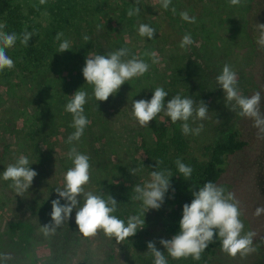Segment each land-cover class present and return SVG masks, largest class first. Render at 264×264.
Segmentation results:
<instances>
[{"label": "rangeland", "instance_id": "374dc122", "mask_svg": "<svg viewBox=\"0 0 264 264\" xmlns=\"http://www.w3.org/2000/svg\"><path fill=\"white\" fill-rule=\"evenodd\" d=\"M13 1L21 3L25 12H28L32 6L35 7V13L28 14L33 18V24H36V28L39 29L40 38L52 43L56 51L64 40L70 42V49L63 53L57 52L59 55H56L55 63L50 66L51 74L47 78L51 79L50 89L53 92L57 91L54 87L58 85L65 88L71 84L75 85L77 81L86 83L80 74L77 79L72 76L73 73L69 71L66 58L73 60L72 71L78 73L79 53L83 50V46L89 45L88 55H106L119 50V32L128 43L126 48L128 55L125 59L136 57L150 65L148 72L143 76L134 77L121 85L119 91L113 94L115 96H110L107 101L96 100L101 110L96 112L98 119L94 117L90 119L95 122L92 126L94 133H104L106 139L104 156L107 160L102 157L99 164L116 165L119 169L117 177H112L107 171L105 178L112 179V182L119 187L123 186L132 192L135 202L131 204L129 215H135L134 211L145 214V222H148V236H151L152 240L150 237H137L135 243L127 238L117 242L114 237L105 235L101 229L95 236L83 235L77 238L79 242L87 239L88 243H76L81 244L82 248L70 254L71 259H68L70 260L68 264H140L139 260L144 261L149 255L154 260L151 251L147 249L149 241H155L157 249L164 252L166 258H171L167 250L159 243L160 239L165 238L160 237L154 240L155 237H159L161 208L166 209V207L162 204L158 210H147L142 201L135 199L137 194L131 187L132 184L143 187L151 180V176L144 172L136 171V175L130 172L132 170L130 168L131 140L136 139L142 132L140 124L133 115V100H150L157 87H163L169 93L165 98V105L175 95L190 97L196 104L203 101L207 105L209 112L206 119L192 118L188 121L192 128L203 124V130L199 135H186L190 140L191 154L201 157L199 147L203 144L210 143L234 128L242 130V136L249 144L243 151L232 157V168L224 175L218 186H223L226 194L231 192L235 195L242 213L240 219L244 224L243 232L255 233L254 247L259 246L260 243L264 244V214L259 217L254 215L257 207H264V134H258L253 119L239 115V108L235 111L230 110L232 104L226 100V94L216 80V77L222 73L223 66L230 65L237 73L241 94L250 97L259 92L261 111L264 112V89L259 76L262 60L256 54L245 27L249 0H241L239 5H232L230 0H197L198 12L188 8V0H171L167 10L161 6V0H76L74 1L75 16H66L63 21L60 20L61 16L53 12V10L57 11L56 2H63V0H46L44 4H41L40 0ZM137 7L139 14L129 17L127 15L129 9ZM50 8L53 9L50 10ZM173 8L175 12L172 11ZM183 12H187L190 17H195V23L183 20L181 18ZM142 21L143 24L145 21L148 22L149 26L156 30L153 39L139 35L138 29ZM58 33L63 34L59 40L56 39ZM185 34H191L194 43L182 48L181 40ZM84 36L90 39L85 41ZM150 53L156 54L158 62L153 63ZM6 70L12 72V78L11 84L4 90L0 89V150H5L8 162L9 158L23 155L19 153L21 142L19 135L22 134L21 129L26 125L22 110L32 111V107L26 105L24 108L25 100L18 95L23 93L22 89L30 87L32 83L21 80L16 68L15 70L6 68ZM71 79L74 80L70 82ZM143 83H146V86L139 88L138 84ZM69 88L71 87L67 89ZM57 89L61 88L58 86ZM49 90L47 91L49 96L43 101L44 105H47L49 100L59 101L67 97V103L71 100L69 92L62 97L59 95L51 97ZM87 94V96L94 95L93 92H87ZM11 95L16 97L12 98V101L20 102L22 106H10ZM87 111L89 113V110ZM69 114L67 121L64 120L66 116L57 120L60 131L72 127L73 117L71 113ZM177 122L182 126V121ZM177 122L173 123L162 112L150 121L149 125L152 123L176 124ZM105 126L107 130H102ZM57 150L62 153L58 154L59 158H63V154L68 151L67 148L64 150L59 146ZM90 165L91 176L97 173V166ZM60 169L64 168L55 164L50 174L52 176L57 174L64 178L67 171L60 173ZM12 197L20 198L21 196L16 195L14 191ZM2 199L4 196L0 192V201ZM81 202L82 205V198ZM75 214L76 210L73 213L74 217ZM8 219V210L0 207V223H5ZM11 264L57 263L27 252L17 257Z\"/></svg>", "mask_w": 264, "mask_h": 264}, {"label": "trees", "instance_id": "16d2710c", "mask_svg": "<svg viewBox=\"0 0 264 264\" xmlns=\"http://www.w3.org/2000/svg\"><path fill=\"white\" fill-rule=\"evenodd\" d=\"M74 1L76 0L57 1L55 5L57 11L53 10V12L61 16L60 20L62 21L66 16H75ZM196 1L188 0L187 6L190 10L198 12ZM52 9L50 8V10ZM31 12L35 13L34 6L28 12H25L24 6L19 2L0 0V24L5 25L4 31L7 33L14 32L21 38L25 31L33 33L28 45L22 44L20 39H17L15 45L8 49L9 52L6 50V54L14 61V70L16 68L17 75L21 80L32 83L30 87L22 89L23 93L18 95L25 100L24 108L26 105L32 107V111L22 110L26 125L21 129L22 134L19 135L21 138L19 153L28 157L30 168L38 173L27 192L20 198H13L14 189L10 187L12 181L3 180L2 173L10 164L15 163L19 157L9 158L7 162L6 157L8 155L5 154V150H0V192L4 196V199L0 201V207L8 210L9 216L7 222L0 223V254L10 257L7 260L0 259V264H11L13 260L27 252H32L34 256L40 255V257L52 263L68 264V261H70L68 259H71L70 254L81 247V244L77 245L76 243H88L87 239H82L81 242L77 241V238L82 237L83 234L79 232L73 216L76 209H73L70 219L59 227L55 234L45 236L41 231V226L51 222V201L59 198L55 188H63L64 186L62 176L60 177L57 174L52 176L50 173H52L55 164H59L61 168H64L60 169V173L73 166L72 160L69 158L72 147H76L81 154L87 155L90 158L89 163L94 167L97 166V173L90 176L89 183L84 187L88 189L87 191L102 195L105 199L111 195L118 202L113 215L126 223L130 217L128 211L132 202L135 201L129 189L123 186L119 187L112 182V179L105 178L107 171L112 177H117L119 175L117 166H109L106 163L99 164L102 157L107 158L104 156L106 154V139L104 133L95 134L92 127L95 122L90 118L98 119L96 112L101 110L94 95L87 96V102L84 105V115L90 123L84 129L80 140L73 141L72 144H69L67 139L75 129L70 127L60 131L59 124H57L58 119L66 116L64 120L67 121V116H70L65 110L68 97L61 98L59 101L49 100L47 105H44L43 101L49 96L47 91L52 86L51 79L47 78L51 74L50 66L55 63L56 55L58 56L59 53H57L52 43L40 38L39 29L36 28V24H33L34 20L28 14ZM259 23H264V0H249L245 27L256 54L262 60V70L259 76L261 86L264 89V48H261L257 43L259 36L257 24ZM144 24L149 25L146 21ZM159 33L163 36L160 31ZM127 44V41L122 38L119 32V49H126ZM88 46H83V50L79 53L78 73L72 71L73 60L66 58L69 71L73 73L72 76L75 79L80 75L82 79L84 78L82 69L88 56ZM60 57L63 56L60 54ZM11 78V71L9 72L6 69L0 71V89L4 90L5 87L11 84ZM73 80L71 79L70 82ZM16 85L18 86V83ZM144 85L146 86V83L138 84V87L143 88ZM58 86L61 88L60 90L57 89ZM58 86L54 87L57 90L55 92L49 90L51 97L53 95L62 97L67 95L68 92L71 97L78 89L89 93L93 92L91 84L82 81H77L75 85L71 84L65 88L61 85ZM68 87L71 88L67 89ZM147 87H149V84H147ZM12 98L16 97L11 95L9 99L10 106H22L20 102L12 101ZM87 110H89V113ZM140 127L142 132L136 139L131 140L130 168L136 169L138 172H144L149 176L155 170H167L171 173L170 182L172 187L165 194L163 205L166 209L161 208L162 218L159 220V237L154 238L155 240L162 237L168 240L179 233V221L182 218L183 205L191 203L193 199L192 192L198 191L200 187L209 181L219 185L224 175L232 168V157L243 151L249 143L243 138L242 130L234 128L210 143L200 146L199 152L202 154L200 157L190 153V140L182 133L178 122L176 124L152 123L147 127ZM102 130H107V127L105 126ZM58 146L64 150L68 149L63 154V158H59L60 155L58 154L62 153L57 150ZM177 159L193 169L191 177L184 178L179 172L176 165ZM157 161L160 163L156 169ZM134 186V184L131 185L132 188ZM172 189H174V192ZM61 203L63 204L65 201L61 199ZM80 203L82 202L80 201ZM133 214L141 215L138 211H134ZM137 233L127 239H131L132 243L136 242L137 237H150L152 240V237L148 236V222H145L144 228L138 230ZM255 248L256 251L248 255L241 256L238 253L233 257L222 249L219 238H217L204 250L199 260H195L191 256L180 259L171 257L167 260L168 264H264V244L260 243ZM139 263L154 264V260L149 255L146 260H139Z\"/></svg>", "mask_w": 264, "mask_h": 264}, {"label": "clouds", "instance_id": "9594fccd", "mask_svg": "<svg viewBox=\"0 0 264 264\" xmlns=\"http://www.w3.org/2000/svg\"><path fill=\"white\" fill-rule=\"evenodd\" d=\"M41 4L46 0H40ZM232 5H239L241 0H230ZM171 0H161V6L168 9ZM175 12V9H172ZM139 14V8L129 9V17ZM181 18L189 23H195L196 18L190 17L187 12L181 13ZM99 27V26H98ZM5 25L0 24V71L15 67L14 61L6 54V49L13 47L17 41L24 45L29 44L33 33L25 31L22 38L16 33L4 31ZM259 36L257 43L264 48V23L257 24ZM139 35L153 39L156 30L147 25L139 26ZM63 34L58 33L56 39L59 40ZM90 38L84 36V40ZM194 43L191 34H185L181 40V47H186ZM70 49V42L64 40L59 44L58 51L63 53ZM128 49L122 48L106 55H88L85 59V66L82 69L86 83L93 85L94 97L97 101H107L110 96L116 94L121 85L134 77H141L148 72L150 65L142 59L132 57L125 59ZM153 58V63L158 62L155 53L149 54ZM220 87L226 94V100L232 104L231 111L240 109L239 115L246 116L254 121V127L258 129V134H264V112L261 111V95L259 92L250 97L241 94L238 87L237 73L230 65L225 64L222 73L216 77ZM87 92L77 90L71 95V100L65 105V110L72 114V127L75 131L68 136L67 142L79 141L84 133V129L90 121L84 115V105L87 102ZM169 93L163 87H157L150 100H133V115L140 126L147 127L149 122L154 120L158 114L164 113L173 123L182 121L181 131L184 135H199L203 130V124L192 128L188 121L192 118L204 120L209 112L207 105L200 101L199 104L190 97L172 96L165 105V98ZM73 167H70L64 177L63 188H55L59 198L51 201V222L41 226V231L45 236L55 234L56 230L70 219L73 209H76L75 223L79 232L85 237L95 236L98 230H103L105 235L114 237L117 242L134 236L138 229L145 225V214L133 215L124 220L113 215L116 211L117 201L109 195L107 199L102 195L85 191V185L90 181V158L81 154L76 147H72L69 152ZM159 161H157L156 169ZM27 156L21 155L15 163L10 164L2 173V179L12 181V187L16 195L23 196L32 185L34 177L38 173L31 169ZM179 172L184 178L191 177L193 169L176 160ZM136 169L130 172L136 175ZM171 173L167 170H155L151 172V180L143 187L134 186L137 194L135 199L142 201L148 209H160L164 203L165 194L172 187ZM174 192V189H172ZM193 199L190 204L185 203L182 209V218L179 221L180 231L171 239H160L159 243L167 250V253L174 259L187 258L191 256L199 260L201 254L208 248L210 243L219 238L222 249L230 256L235 257L238 253L241 256L248 255L256 248L253 247V237L255 233L243 232L244 224L240 219L242 213L239 210V202L235 195L227 192L223 186L209 181L198 191L192 192ZM83 199V204L80 201ZM61 199L65 203H61ZM264 214V207H257L254 215L259 217ZM147 249L154 256V264H168V260L156 247L155 241L147 242ZM0 259H10L7 255L0 254Z\"/></svg>", "mask_w": 264, "mask_h": 264}]
</instances>
